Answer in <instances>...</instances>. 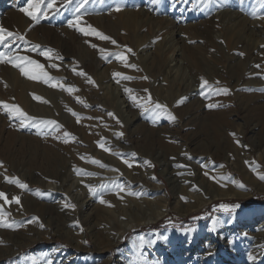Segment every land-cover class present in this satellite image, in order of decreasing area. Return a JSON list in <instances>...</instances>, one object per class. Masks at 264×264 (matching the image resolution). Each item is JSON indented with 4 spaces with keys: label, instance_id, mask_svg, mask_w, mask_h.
<instances>
[{
    "label": "rangeland",
    "instance_id": "rangeland-1",
    "mask_svg": "<svg viewBox=\"0 0 264 264\" xmlns=\"http://www.w3.org/2000/svg\"><path fill=\"white\" fill-rule=\"evenodd\" d=\"M254 1L243 0L239 3V0H88V3L80 10L82 16L80 27L86 28L87 25H92L115 39L117 45H113L110 41H102L95 36H85L76 28H73L70 35L63 31L66 39L53 36L55 30L59 29L61 32L60 28H70L68 21L74 19L75 9L80 0H72L71 3H66V0H57L59 11H50L47 18L40 20L41 24H45L46 29L38 25L26 28L24 23L13 25L14 20L18 21L20 17L30 20L19 11V8L26 4V0H0V26H5L4 28L25 37V39L15 41L11 49L0 45V53L29 56L43 64L45 71L51 77L56 78L48 83H45L43 79H30L22 75L20 70L12 64L0 62V101L17 104L30 116L43 120H55L63 126L56 133L43 126L40 129L34 126L20 127L19 119H9L8 113L3 111L0 106L1 115L8 121L5 125H1L0 120V162H3V167H0V178L3 179L0 181L2 182L0 191L5 192L9 200L12 197L20 199L19 204L14 201L5 204L3 199H0V204L4 206L3 221L13 224L12 227H0V246L6 251L12 249V243L8 237L12 230L15 234L26 232L31 239L23 242L27 245L20 252L0 259V264H202L203 261V264H264L262 261L249 262L244 257L248 248L256 244L253 240L264 235V190L258 184L246 182L243 175L235 170L231 164V145L226 134L229 128H233L229 125L230 127L227 129L226 124H221L216 118L218 113L226 112L228 119L234 120L236 127L239 129L246 127L244 138L251 145V140L255 137L260 138L264 132L262 131L264 121L252 117V115L259 117L254 113L256 112L255 108L264 109V91H248L250 84L240 85V81L242 84L243 81H246L243 79V74L241 75L244 69L241 64L238 65L235 56L227 51L226 45L231 44L223 43L222 39L218 44L210 37L211 31L213 32L212 17L222 11L230 10L247 16L250 22L254 21L255 33L251 34L252 42L263 37L264 3L257 6ZM117 6L120 7V11L115 10ZM127 10L136 12L139 18L131 23L125 17ZM101 14H112L114 18L110 22L91 19V17ZM119 17L120 20H118ZM157 21L161 23L159 24ZM8 24L11 25V28L6 27ZM220 24L223 28L227 26L224 22ZM228 25H231V22ZM238 27V25L235 26V29ZM121 28L125 30L124 34L127 36H123ZM173 31H175L174 37L177 46L182 47L186 62L182 70L177 71V79L171 81V78L164 77L165 81L163 82L158 68L163 69L164 73L167 65L175 63L170 60L174 52L171 48L165 49L172 43L170 33ZM222 32L223 30L215 31L213 36ZM234 34L244 33H239L237 30L228 37L233 38L236 36ZM245 35L247 34L245 33ZM119 37L122 38V43L118 41ZM142 38L158 44V55H154L151 60L142 55L144 52L139 43V39ZM124 42L127 47L133 49L134 54L126 52L123 47ZM248 42L252 43L250 40ZM91 44H96L97 48L91 47ZM36 45L40 47L33 51L32 49ZM49 49L52 51L48 52ZM100 49L107 50L109 53L107 59L102 57ZM121 51L127 55L129 64H136L138 67H126L115 55L111 54ZM41 52H46L47 55H41ZM52 63L59 65V69L50 67ZM62 63L70 67V69L64 67L62 75L67 74L66 77L60 74ZM116 63L119 67H115ZM81 71L87 73V76L79 75L78 73ZM114 72L134 77L131 80L118 78L124 92L125 88H129L134 90L136 96L144 98L151 94L153 101L166 104L177 119L170 121L165 115H161L153 122L151 115L142 114L141 109L135 106L129 98V94L125 92L127 99L132 102L131 108L128 109L140 118L133 125L121 122L120 128L116 122L119 123V118H123L121 106L115 102L110 103V101H106L107 105H103L100 98L102 95L99 84L101 79L113 76ZM183 76L195 85L196 90L193 94L197 95L196 100L189 101L184 108H177L178 82ZM240 76L243 77L238 79V83L236 78ZM87 77H91L95 84L89 83ZM143 77H147V79H143ZM201 77L208 80L209 84L214 87L230 89L229 94L208 96L205 89V96H201ZM25 80L33 84L34 82L42 83L45 86L42 91L47 92L50 96L43 100H36L32 95L29 97L31 104L27 105L28 90L23 88ZM217 81H219L218 85ZM52 84L57 86L53 87ZM61 84L64 85L63 88L59 86ZM69 87L73 88V91H68ZM29 88H34L36 93L37 89L34 85ZM145 89L148 91L145 92ZM183 96L190 100L189 95ZM76 97H80L82 102H77ZM185 102L180 105L183 106ZM209 103H215L218 107L209 109L207 107ZM66 105L72 106L73 110L77 112L80 117L79 122H77V117L67 110ZM123 107L126 109V104ZM110 112L114 116H109ZM120 114L121 116H119ZM72 117L76 119L74 123L71 121ZM85 120H97L108 128L116 124L118 126L116 132L123 133V136L116 135L120 142L116 145L115 151L133 164L130 169L134 174L133 179L124 178L127 185L129 184L127 191L124 189L121 192L114 186V184H119L117 179L120 180L123 177V175H119V172L114 171L118 168L100 167L99 165L97 167L99 170L94 172L96 175H81L74 171V169L82 167L84 163L88 164L87 160L90 158L91 161L92 158L99 159L100 157L93 149L90 152L83 150L88 147V144L82 139L80 130L84 126L80 127L79 123ZM220 126H223V131ZM214 129L220 130V132L215 134ZM111 130L115 129H108L109 132H112ZM64 131L70 132L75 137L74 140L69 137L68 142L73 145L72 148L76 152H73L72 156L66 155L73 166L70 167L62 182L53 181V185L45 189L38 182L30 179L33 177L32 174L20 170L22 166L19 165L29 163L34 158H41L45 152L50 155L64 153L68 147L63 139ZM231 133H235V136ZM56 135H60L62 138L56 139ZM230 136L234 137V144L239 146L236 142L238 140L237 133L231 131ZM208 141L217 146L215 149L218 151L214 150L220 156L219 160H216L217 165L223 168L228 166L234 178L240 175L245 184L243 186L245 192H248L249 196L217 199L206 208L184 216L175 208L178 194L168 178L169 168L173 166L172 168L181 176L189 175L191 177L193 175L197 177L202 165L199 154L202 152V146ZM132 152L137 153L135 158L130 156ZM82 153L85 158L89 159H81ZM255 156H258L257 151H255ZM145 160L150 164H145ZM168 162H170L169 165H167ZM212 162L206 159L204 164L211 165ZM260 162L264 166V161ZM16 168L20 170L17 172L18 174L15 173ZM144 170L151 173L152 176L155 174L156 177L146 178L143 176ZM5 172H10V178H18L27 187L21 188L15 183H6ZM86 180L88 184L81 188V181L84 183ZM213 181L215 185L220 183L215 177ZM101 183L109 185L108 188L100 190L102 196L105 194L106 196L125 198L123 207L125 206L124 209H127L128 213L129 210L137 211L138 205L143 208L142 212L149 213L147 203L155 206L162 202L160 200H163L156 198L165 197L166 193H169L167 201L170 206L169 213H166L164 218H160L161 220L154 225L149 226L146 222L136 227H134L135 225L129 227L123 237L119 233L120 230L117 229L125 224L126 219L119 212H115L109 217H96L94 223L83 225L82 228L79 218L71 220L70 223H68L69 221L60 222V227L56 230L47 227V221L42 218V207L46 202H55V198H61L65 201H72L76 205L74 209L70 208L71 211L80 210V206L87 202L97 204L100 201L101 196L99 197L98 194L88 195L90 192L87 185ZM200 188L203 189L201 186ZM200 188L193 186L188 191L191 195L194 193L200 195ZM56 191L61 193H55ZM191 198H188L189 202L188 200L187 202L193 204L195 199ZM42 203L44 204L42 205ZM221 205H228L230 210L225 211ZM84 211L89 216H95L93 214L95 209L84 207ZM215 220L221 226L219 229L223 233V245L215 246L217 244L216 236L219 234V231L214 228ZM41 224L43 227L40 226ZM95 225L96 227H94ZM196 228H200V234L199 237L196 236L197 241L194 243V241H190L189 233H195ZM141 239L146 242L154 241V243H145L143 248H140ZM206 241L213 242L215 246V254H210L209 257L200 258L204 253L202 250L198 255H194L192 251L185 248L193 244L200 248ZM232 249L235 254H232L231 259H227L225 255L227 251L231 253ZM234 256L239 258L235 259Z\"/></svg>",
    "mask_w": 264,
    "mask_h": 264
},
{
    "label": "bare ground",
    "instance_id": "bare-ground-1",
    "mask_svg": "<svg viewBox=\"0 0 264 264\" xmlns=\"http://www.w3.org/2000/svg\"><path fill=\"white\" fill-rule=\"evenodd\" d=\"M224 1H226V0H224ZM241 1H243V0H239V3ZM255 1L254 2L257 6H260L262 3L260 0H255ZM226 7L228 8L229 6H226ZM125 17H126V19H128L132 23L133 21H136L139 18V15L132 10H127L125 12ZM113 18H114V15H112V14H101L99 16L91 17V19L104 20V21L106 20L107 22H110V20H113ZM19 19L20 20H18V21L14 20V23H12V24L13 25L14 24L20 25L21 23H24L26 25V28L34 27L37 25L39 27H42L45 29L47 28L45 26V24H41L40 22L38 24L33 25V23L28 19H23V17H20ZM118 20H120V17ZM157 22L159 24L161 23L159 21H157ZM221 22L226 23L227 26H225L223 28L222 25L220 24ZM230 22H231V25H228ZM211 24H212L211 28L213 29V32L211 31L210 37L214 40L215 43H218V44L221 43L219 41L221 39H222L221 41H223V43L224 42L230 43L231 45H229V44L226 45L227 51H229L231 53V55L235 56V58H236L235 60L238 62V65L241 64L243 66L242 68L244 69V71L242 70L241 75L243 74L244 77L243 76L242 77L246 81L245 82L243 81V84L240 81V85L245 86V85L250 84L248 91H260V92L262 90L264 91V48L261 47V45H264V35H263V37L262 36L259 37V39L256 41H254V39H253L254 42H252V39H251L252 35L251 34L255 33L254 27H253L254 21L250 22L249 19L247 18V16L240 14V12H238V11H231L230 10V11H224V12L222 11L219 14H217L216 16H213L211 19ZM237 25L239 27L237 29H235V26H237ZM6 27L11 28V25L8 24V26H6ZM56 29H58V28H56ZM60 30H62V31L60 32L59 29L55 30V33L53 36L62 38V37H64L63 31L65 32V34H68V35H70L73 32V28L64 27V28H60ZM222 30H223V32L220 33L219 35L213 36V33L215 31L221 32ZM237 30L239 33L242 32L244 34H241V35L234 34L236 36L233 38L228 37L229 35L234 33V31L237 32ZM120 31L123 34V36H127V34H124L125 33L124 29L121 28ZM45 32H43V33H45ZM245 33L247 35H245ZM170 34H171V36H170L171 39L170 38L169 39L172 43H170L165 49L167 50L168 48L169 49L171 48V50L174 52L173 55L170 57V60L172 62L175 61V63H174V65L173 64L167 65L164 73H163V69L160 70V68H158V71H159L158 73L163 77V80H162L163 82L165 81L164 77L171 78L172 79L171 81H174L175 79H177L178 78L177 71L180 69L182 70V68L186 62L184 59V52L182 50V47L177 46V41L175 40V37H174L175 31L171 32ZM125 38H127V37H125ZM248 40H250L252 43H249ZM118 41L120 43L123 42L121 37L118 38ZM61 42H63V41H61ZM139 43L142 45V51L144 52V54H142V55L144 57H146L147 59L151 60V59H153L154 55L155 56L158 55L157 54V52H159L158 46H157L158 44H155V42L148 41V40L142 38V39H139ZM143 43H144V45H143ZM64 45H65V43H64ZM123 45H125V42L123 43ZM62 46H63V43H62ZM67 48L69 49V47H67ZM118 48H121V47H118ZM240 53H244V55L241 56ZM66 54H68V53H66ZM58 63H61V62H58ZM116 64H115V67L116 66L119 67L118 63H116ZM256 65H260V67L257 68ZM64 67H67L68 69H70L69 65L67 66V64L62 63V67H61L62 70L60 71L61 75L64 73ZM13 72H15V71H13ZM68 75H70V74L68 73ZM249 75H250V77H249ZM62 76L66 77L67 74L62 75ZM242 77L240 76V77L236 78V82L238 81V83H239L238 79H240ZM117 79L118 78H114L113 76H110L108 78L101 79L100 83L97 82L100 84V91L102 93V95L100 97L101 102L103 105L104 104L107 105L106 101H108V102L110 101V103L115 102L121 106L123 118H119V121H120L119 123L116 122V124L119 127H120L121 122H123L124 124L133 125L138 120V118H140V117L136 116L135 114L132 113V111H130L128 109V108H131L132 102H130L127 99V97L125 96V92L123 90L124 88L122 89L120 82L117 83ZM32 84L33 83H30L26 80L23 83V88H27V90H28L27 94H26L27 105L31 104L29 97L32 95L42 97L43 99L50 96L47 92L42 91V89L45 88V86L42 83H35L34 82V84H33L35 89H37L38 93H37V91L35 93L34 88H29V87L33 86ZM178 88H179L178 89L179 90V92H178L179 97H177L178 100L183 95H189L190 100L186 98L185 99L186 102L183 104V106L182 105L176 106L177 108H181V107L184 108L186 103H188L189 101L196 100L197 94L196 95L193 94V92L196 90V87H195V85H193V83L189 79H187L186 77L183 76L178 82ZM56 91H57V89H56ZM28 92H31V93H28ZM263 100H264V96H263ZM36 103H37V101H36ZM124 104H126V109H125V107H123ZM66 107L71 108L73 110V107L70 105H66ZM37 108H39V107L37 106ZM189 109L192 110L193 108H189ZM255 111L256 112H254V113L256 115H258L259 117H255L254 115H252V117L253 118H260L264 121V109L255 108ZM187 112H189V111H187ZM1 114L2 113H0V115ZM119 116H121V114ZM216 118L221 124H226L227 129L230 127L229 125H231L233 128V129L229 128L228 132H226V134L229 137L228 142L231 145V147H230L231 148L230 151L232 152L231 164L233 165L235 170L239 172V174L243 175L246 182L258 184L263 188L262 190H264V180L259 178L261 175H264V166L260 162L261 160L264 161V132H262V135H260L261 136L260 138L255 137L257 135L254 134L255 139L253 138L251 140V145H250L248 142H246V140L244 138V135L246 132V127H244L243 129H239L238 127H236L234 125V120H232V121L229 120L226 112L218 113L216 115ZM0 120L2 122L1 125H5L8 122L7 119H5V117H3L2 115L0 116ZM75 120L76 119L72 117L71 121L73 123L75 122ZM222 122H224V123H222ZM116 124L114 125L115 127L111 126L110 128H108L106 126L101 125L97 120L96 121L85 120V121L80 122L79 126L80 127L84 126V127H81L80 133L83 136V138H82L83 141H85V143L88 144V147L83 149L84 152H90V151L95 150V152H97L100 157H99V159L92 158V160L93 159L99 160L104 165H106V167H108V168H118L119 169V175H123V177L120 180L117 179V181L120 185L124 186L125 191H127L129 184L127 185L124 178L131 179L134 176V174H133V172L130 171L131 168H129L127 165H125L123 163L124 158L121 155L117 154V152L115 151L116 145H118V143L120 142L119 137L116 136L117 135L116 131L118 130V126ZM204 125H205V123H204ZM199 126H200V124H199ZM222 127L220 126L221 130L223 131L224 129ZM108 129H115V130H111L112 132H109ZM215 129L213 130V132L215 134L220 132V130H215ZM231 131H234L237 133V135H238L237 138L239 140V143H238L239 146L234 144L235 143L234 137L230 136ZM262 131H264V129ZM99 141H102L104 143V147L108 148L109 151H105L104 148H101L99 146V143H98ZM236 142H237V140H236ZM66 144L68 147L64 153L50 155L47 152H45L42 154L41 158L31 159L29 161V163H26L23 165H22V163L20 165L18 164L19 166H22V168L20 170H22L28 174H32L33 177H30V179L32 181H36V183L38 182L39 185L45 189H48V187L53 185V181H57L59 183L62 182L64 180L65 176H67V172L70 170V167L73 166L72 162L69 161V157H67L66 155L72 156L74 154L73 152H76V150L74 148H72L73 145L71 143L67 142ZM216 147L217 146H214L212 144V142H210V141L205 142V144L202 146V152H200V154H199L200 155L199 156L200 157V163H202V165H201V170L199 169L200 171H199L197 177H194L193 175L191 177L189 175L188 176L187 175L181 176V175H178L177 172L172 168L173 166H171L169 168L168 178L173 183L174 188H176V193L178 194L176 197V204H175L176 207L175 208L179 212H182L184 214V216H187L196 210L206 208L210 203L214 202L217 199L246 198L247 196H249V193L245 192V189L243 187L245 184L242 181V179L240 178V175H238L237 178H234L233 175L230 173L228 166L223 168V167H220L217 165L216 160H219L220 156H219V154H216V152L214 151V150H217V149H215ZM255 151L258 152L257 157L255 156ZM195 155H198V154H195ZM82 156H84V153H82ZM35 159H37L38 161ZM85 159H89V158H85ZM90 159L87 160L89 162L88 164L84 163L83 166L80 167L79 169L87 170L88 172H92V173L97 172V170H99V169H97V167H99V165L91 163ZM206 159L213 161L211 165L207 164L210 167L204 164V161ZM79 161H82V160H79ZM165 162H167V161H165ZM197 162H198V160H197ZM169 164H170V162L167 163V165H169ZM59 168H61L62 170L59 171L58 170ZM20 170H18V168H16L15 173H17ZM34 170H35V172H34ZM143 173H144L143 176H145L148 179L150 177L151 178L156 177L155 174H153V176H152V175H150L151 173L149 174L148 171H146V170H144ZM205 173H207V175ZM12 174L14 175V173H12ZM4 175L11 177L10 172L9 173L5 172ZM22 177H25V176L22 175ZM39 177H42V178H39ZM214 177L219 180V182H220L219 184L215 185L213 183ZM27 178H28V176H27ZM198 178H199V180H198ZM2 180L3 179L0 178V181H2ZM90 181H92V180H90ZM86 182H88V181L86 180L84 183L80 184L81 188L84 187L86 184H88ZM0 183H2V182H0ZM199 184L203 189L200 188ZM156 186H158V185H156ZM193 186H197L198 188H200V190H201L200 195H199V193H197V194L194 193L192 195L189 193L188 190L189 189L191 190V188ZM61 188H63V187H61ZM60 191H56L55 193H61ZM97 194L99 197L103 195L101 191H98ZM88 195H92V194L89 193ZM169 195H170L169 193H166L165 197L161 196L162 198L161 197L156 198L158 200L163 199V200H160V201H162L161 203H157L155 205L156 207L153 206V204L147 203V206L149 207V210H150L149 213L142 212L143 208L140 205H138L137 211L129 210V213H128L127 209H124L125 206L123 207V205H125V198H121L120 196H118V197L113 196V195L106 196L104 194V196H102V197L108 203H100V201H99L97 204H94V203L87 202V203L83 204L82 206H80V210L76 209L75 211H71L70 207H65L66 203L73 204L72 201H65V200H62L61 198H55L54 199L55 202H46L45 204L42 203V205L44 204L42 207V218L47 221L46 222V223H48L47 227L52 229V230L58 229L60 227V222L66 223L67 221H69L68 223H70V222H72L78 218L81 221L80 227L82 228L83 225H90V224L94 223V220L96 217H99V216L109 217L111 215H114L115 212H119L126 219L125 224L122 222L124 225L119 226L117 229V230H120L119 233L123 237V235L128 231L129 227L134 226V225H135L134 227H136V226H138L142 223H146V222L149 226L154 225V224L158 223L166 213H169L170 206L167 202L169 200ZM191 197L193 199H195V202L193 204L188 203L189 202L188 198H191ZM187 200H188V202H187ZM84 207H88V209H95V211L93 213L95 216L92 217V216H89L88 214H86L84 211ZM64 225H66V224H64ZM214 225H215L214 226L215 230L219 231V234L216 236L217 244L215 246L223 245L224 244L223 243L224 241L222 238L223 233L221 232V229H219V228H221V226L217 220H215ZM94 227H96V225ZM199 234H200V228H196V232L193 234L189 233L190 241H194V243H195V241H197L196 236H198ZM263 234H264V232H263ZM8 237H9L10 243H12L11 244L12 249L11 250L9 249V251H6V250H3L0 246V259H3L9 255H14V254L20 252L27 245V244H24L23 242L27 239L31 240L29 238V234L27 235L26 232H17L15 234L13 232V230L10 232ZM253 242H255L256 244L255 245L253 244L252 246H250V248H248L249 249L248 252H246L244 255L245 259L249 262H252V261L253 262H256V261L261 262L262 261L264 263V254H262V251H264V250H262V249H264V235L260 236V238L257 237V239L253 240ZM190 246H187L185 248H187L188 251H192L194 255L195 254L198 255L200 250H202L204 252L203 255L200 256V258H204L207 256L209 257L210 254L211 255L215 254V246L213 245V242H207V241L203 242V245L200 248L196 244H193L191 247ZM254 248H256V250H254ZM232 250L233 251L231 253H230V251H227V253L225 255V256H227L226 257L227 259H229V258L231 259L232 254H235L234 249H232ZM250 255L252 257H254V259L250 260L249 259ZM234 258L238 259L239 257L234 256ZM203 263H204V261L202 262V264Z\"/></svg>",
    "mask_w": 264,
    "mask_h": 264
},
{
    "label": "snow or ice",
    "instance_id": "snow-or-ice-1",
    "mask_svg": "<svg viewBox=\"0 0 264 264\" xmlns=\"http://www.w3.org/2000/svg\"><path fill=\"white\" fill-rule=\"evenodd\" d=\"M72 0H66V3H71ZM262 3H264V0H261ZM88 3V0H80V2L77 4L76 9H75V15L74 19L68 21V27L70 28H76L78 31L83 33L85 36H95L99 40L102 41H110L111 44L117 45V41L113 39L111 36L106 35L102 31L97 30L95 27L92 25H87L86 28L80 27V24L82 22V16L80 14V10L85 6V4ZM116 11H120V7L117 6ZM19 11L23 13L26 17L30 19V21L34 24H38L42 18H47L49 15L50 11H55L58 12L59 9L57 8V0H26V4L23 7L19 8ZM255 15V14H253ZM25 39L24 36L20 35L19 33H15L10 31L7 28H4L3 26H0V45H3L5 48L11 49L13 45L15 44V41ZM39 45H36L33 47V51H35L37 48H39ZM91 47L97 48L96 44H91ZM126 49L127 53L134 54L133 49L130 47H127V45L123 46ZM262 48H264V45H261ZM52 50L49 49L48 52H51ZM101 55L104 59H107V56L109 53H107V50L105 49H100ZM41 55H47L46 52H41ZM117 57L118 60L123 62L126 67H131V68H137L138 66L136 64H129L128 63V57L125 54V52H116V53H111ZM241 56L244 55V53H240ZM62 59V58H61ZM0 62L2 63H8L12 64L14 67L18 68L21 72L22 75L30 78V79H43L45 83H48L50 80L56 79L54 77H51L47 71H45V66L41 63H39L37 60L32 59L29 56H22V55H11L10 53L5 54V53H0ZM30 66V67H29ZM50 67L52 68H58V65L55 63L50 64ZM257 68L260 67V65H256ZM79 75L82 76H87V73H84L83 71L78 73ZM114 78H122L124 80H131L134 79L132 76L125 75L121 72H114L113 73ZM88 82L95 84V81L91 79V77H87ZM143 79H147V77H143ZM201 83H200V89L202 90L200 92L201 96H205V89L207 90L208 96L211 95H220L224 94L227 95L230 92V89L226 87H214L209 84V81L206 80L205 78L201 77ZM117 83H119V79H117ZM216 84H219V81L216 82ZM53 87H56L57 85H52ZM60 87H64V85H59ZM68 91H73V88L69 87ZM145 92L148 90L145 89ZM125 92L129 94V98L134 102L136 107H139L143 113L150 114L151 117L153 118V122H155L156 119H159L161 115H165L170 121H175L177 117L168 109V106L166 104H161L158 101H153L151 94H149L146 98L144 97H138L134 94V90L125 88ZM34 99L36 100H43L42 97L39 96H33ZM207 98V97H206ZM77 102H82L80 100V97H76ZM185 97H181L179 100L176 101V105L179 106L185 101ZM47 102V101H44ZM0 106H2V110L8 113V118L13 119V118H18L20 121V127H27V126H34L37 127V129H40L41 126L44 128H48L51 132L56 133L59 132L60 129L63 128L62 125L58 124L57 121L55 120H43L38 117H33L30 116L28 113H26L19 105L17 104H10L5 101H0ZM86 107L88 105H85ZM209 109H213L218 107L217 104L215 103H209L207 105ZM69 112L72 113L73 116L77 117V122H79V115L74 112L71 108L67 109ZM109 116H114L113 113H108ZM119 122V121H118ZM118 136H123V133H117ZM231 135L235 136V133H231ZM71 137L73 140L75 137L67 131L63 132V139L64 142H68V138ZM56 139H61L62 137L60 135H56ZM99 146L101 148H104L105 151H109L108 148L104 147V143L102 141H99ZM237 143L239 141L237 140ZM130 156L132 158H135L137 156V153L132 152L130 153ZM81 159H85L84 156L81 157ZM91 163L98 164L100 167H106L101 161L99 160H91ZM123 163L127 165L129 168L133 166L132 163L128 159H123ZM145 164H150L149 161L145 160ZM0 167H3V162H0ZM78 174L81 175H96V173L92 172H86L82 169H74ZM114 171L119 172V169H114ZM207 175V173H205ZM260 179L264 180V175H261L259 177ZM4 179L8 183H15L19 185L21 188H26L27 185L23 184L19 181L18 178H10L8 176H4ZM83 183V181H81ZM114 186L119 190V191H124V186L119 185V184H114ZM88 190L90 194L96 195L98 191L106 189L109 187V185L101 183L99 185H87ZM0 199H3L5 204H10L13 201L17 204L20 203L19 197H12L11 200H9L7 194L5 192L0 191ZM100 203H108L103 199V197H100ZM3 205L0 204V227H12L13 224L6 223L3 221ZM65 207H70V208H75V204L71 203H66ZM221 208H223L225 211L230 210L228 205H221ZM78 223V222H77ZM43 227V225H40ZM145 243H154V241L151 242H146L141 239V244L140 248H143ZM249 259H254L251 255L249 256Z\"/></svg>",
    "mask_w": 264,
    "mask_h": 264
}]
</instances>
